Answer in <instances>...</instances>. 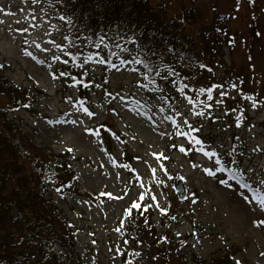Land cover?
I'll return each instance as SVG.
<instances>
[{
	"label": "rangeland",
	"instance_id": "374dc122",
	"mask_svg": "<svg viewBox=\"0 0 264 264\" xmlns=\"http://www.w3.org/2000/svg\"><path fill=\"white\" fill-rule=\"evenodd\" d=\"M161 2L170 4L148 0L153 5ZM171 4V15L183 8L193 10L191 24L207 30L216 55L212 72L202 80L212 82L211 99L201 95L195 104L189 103L186 92L176 90L165 109L163 99L152 100L142 93L138 74L124 66L108 78L97 65L89 66L93 79L86 80L89 99L84 107L75 104L69 94L63 95L60 80L61 6L50 0H0V62L5 75L14 84L37 90L34 108L17 109L13 118L36 144L68 155L79 192L52 191L51 197L72 226L74 247L83 264H118L117 229L141 206L152 207L149 215L156 225L161 219L157 208H172L162 225L174 237L164 243L180 246L185 233L193 239L183 251L175 249L181 257L190 258L195 252L205 258L224 251L236 264H264L260 204L264 194L257 189L264 186V0H173ZM241 71L246 81L243 93L239 92ZM233 135L237 136L234 145ZM208 145L225 152L212 155ZM230 149L251 178L240 179L246 188L217 171L222 164L216 161L230 156ZM177 175L183 177L188 192L181 202L172 190ZM221 179L228 183H220ZM133 202L140 205L137 210L131 208ZM140 213L138 225L144 228L143 208ZM3 227L6 232H0V243L12 242L18 233ZM31 249L37 253L35 247ZM7 264L38 263L32 257Z\"/></svg>",
	"mask_w": 264,
	"mask_h": 264
},
{
	"label": "trees",
	"instance_id": "16d2710c",
	"mask_svg": "<svg viewBox=\"0 0 264 264\" xmlns=\"http://www.w3.org/2000/svg\"><path fill=\"white\" fill-rule=\"evenodd\" d=\"M168 1L170 4L153 5L148 0H50L60 5L63 12L59 16L63 23L60 66L61 72L67 73L60 77L63 95L69 94L75 104L86 106L88 68L97 65L105 78L115 68H132L139 76L142 93L152 100L163 99L164 108L176 90L186 92L184 97L189 103L195 104L201 95L209 100L212 82L202 80L212 72L216 49L210 48L214 46L207 30L191 24L193 10L183 8L171 15L168 7L173 0ZM89 56L92 59L86 61ZM101 59L104 63L98 62ZM244 78L241 71L240 93L246 92ZM36 92L29 86L10 82L0 62V226L7 225L18 233L12 242L1 241L0 264L32 257L38 264H83L74 247L72 226L51 197L52 191L59 195L79 192L68 155L36 144L13 118L12 113L24 105L29 110L34 108ZM252 93L258 96L255 91ZM236 139L233 135V145ZM206 147L218 155L225 152ZM233 150L228 157L218 156L222 158L220 164L232 169L242 181H250L246 170L238 162L233 163ZM257 189L264 194V186ZM142 208L144 228L138 225ZM151 211V206H141L134 218L119 225L118 264H236L224 251H215L212 257L205 258L195 252L190 258L179 256L175 249L183 251L193 239L185 233L182 242H178L180 246L168 247L164 241L170 243L174 236L162 224L171 217L172 208H157L160 225L150 218ZM162 213L166 214L165 219ZM0 232H6L4 227ZM32 246L37 253L31 251ZM143 249L144 253L139 251Z\"/></svg>",
	"mask_w": 264,
	"mask_h": 264
},
{
	"label": "snow or ice",
	"instance_id": "6c2138e0",
	"mask_svg": "<svg viewBox=\"0 0 264 264\" xmlns=\"http://www.w3.org/2000/svg\"><path fill=\"white\" fill-rule=\"evenodd\" d=\"M24 31H26V29H24ZM218 31H219V30H218ZM101 43H102V40H101ZM96 46L99 47L100 45L97 44ZM65 55H68V53H65ZM54 59H59V58H58V57H54ZM91 59H92V57L89 56V57L86 58V61H87V60H91ZM98 62H99V63H104V60L101 59V60H99ZM136 62H137V63H140V61H136ZM60 75H61V76H66L67 73H65V72H61ZM85 86H87V85H85ZM222 95H223V93H222ZM209 99H211V96H209ZM253 106H255V105H253ZM24 107H28V105H24ZM89 115H91V114H89ZM237 126H239V123H237ZM197 143H199V141H197ZM68 151H72V149H68ZM180 151H181V152H184L185 149H184V148H181ZM212 155H215V153H212ZM216 163H217V164H220V161L217 160ZM233 163H235V161H233ZM217 171H219V172H228V174H229V175H228V180H234V181H236V182H237V185H238L239 187H243V188H246V187H247V184L242 183V182L240 181L239 177L237 176V174H236L235 172H233L232 169H230V168H225L224 166H221V167H219V168L217 169ZM208 175L211 176V175H214V173H213V172H208ZM228 180H223V179H221V180H220V183H222V184H227V183H228ZM176 187L179 188L180 191H181V194H183L184 189H183L180 185H176ZM260 204H261L262 207H264V198H260ZM131 208H132V209H137V208H139V205L136 204L135 202H133L132 205H131ZM145 211H147V208H145ZM162 211H163V210H162ZM128 214H130V210H129V213H128ZM141 215H142V213H141ZM117 231H119V229H117ZM125 242H127V241H125Z\"/></svg>",
	"mask_w": 264,
	"mask_h": 264
},
{
	"label": "water",
	"instance_id": "95a60500",
	"mask_svg": "<svg viewBox=\"0 0 264 264\" xmlns=\"http://www.w3.org/2000/svg\"><path fill=\"white\" fill-rule=\"evenodd\" d=\"M172 181L173 192H175L177 201L181 202V200H183L187 195L185 181H183V177L181 175L176 176ZM176 185H180L184 189L183 194H181L180 189L177 188Z\"/></svg>",
	"mask_w": 264,
	"mask_h": 264
}]
</instances>
